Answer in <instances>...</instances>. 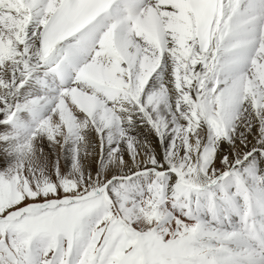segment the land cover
I'll return each mask as SVG.
<instances>
[{"label":"snow or ice","instance_id":"6c2138e0","mask_svg":"<svg viewBox=\"0 0 264 264\" xmlns=\"http://www.w3.org/2000/svg\"><path fill=\"white\" fill-rule=\"evenodd\" d=\"M0 264H264V0H0Z\"/></svg>","mask_w":264,"mask_h":264}]
</instances>
